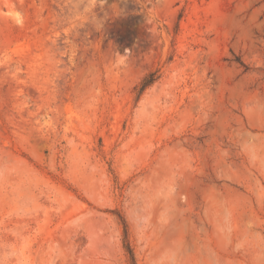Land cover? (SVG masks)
I'll list each match as a JSON object with an SVG mask.
<instances>
[{
  "label": "rangeland",
  "instance_id": "rangeland-1",
  "mask_svg": "<svg viewBox=\"0 0 264 264\" xmlns=\"http://www.w3.org/2000/svg\"><path fill=\"white\" fill-rule=\"evenodd\" d=\"M177 245L264 264V0H0V264Z\"/></svg>",
  "mask_w": 264,
  "mask_h": 264
},
{
  "label": "clouds",
  "instance_id": "clouds-1",
  "mask_svg": "<svg viewBox=\"0 0 264 264\" xmlns=\"http://www.w3.org/2000/svg\"><path fill=\"white\" fill-rule=\"evenodd\" d=\"M138 225L134 222V226ZM235 230V226L232 223L231 209L225 207L223 209L222 223L218 225V232L223 242L232 244V233ZM240 244H243L241 239ZM149 264H181L180 247L179 245L165 249V251L156 259L150 260Z\"/></svg>",
  "mask_w": 264,
  "mask_h": 264
},
{
  "label": "trees",
  "instance_id": "trees-1",
  "mask_svg": "<svg viewBox=\"0 0 264 264\" xmlns=\"http://www.w3.org/2000/svg\"><path fill=\"white\" fill-rule=\"evenodd\" d=\"M157 79L156 76V71H151L150 73H148L143 80L141 81V84L139 86V91L143 92L148 86H150L151 84H153L155 82V80ZM128 252L132 254V249L129 246V244L126 245Z\"/></svg>",
  "mask_w": 264,
  "mask_h": 264
}]
</instances>
